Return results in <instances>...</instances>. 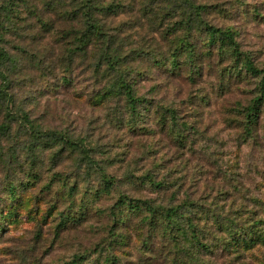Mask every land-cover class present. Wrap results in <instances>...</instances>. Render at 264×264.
<instances>
[{
    "label": "rangeland",
    "instance_id": "374dc122",
    "mask_svg": "<svg viewBox=\"0 0 264 264\" xmlns=\"http://www.w3.org/2000/svg\"><path fill=\"white\" fill-rule=\"evenodd\" d=\"M95 1L105 35L73 56L67 32L80 24L65 11L77 2L10 0L6 9L0 0V48L11 56L1 69L15 107L58 135L40 140L32 155L22 112L12 132L0 129V264H64L95 247L119 264H194L191 236L175 233L182 249L159 209L180 204L198 229L219 235L211 252L195 255L197 264H264V244L233 245L222 225L226 218L248 229L264 219V106L256 124L246 117L261 77L245 67L249 60L264 70V0H194L206 21L234 31L237 50L209 54L208 32L198 29L193 60L186 52L177 64L172 51L185 29L175 0ZM109 43L113 54H130L121 71L141 100L135 118L114 92L119 73L104 71L99 51ZM173 115V126L164 124ZM128 195L144 208L112 226L110 207ZM110 227L123 241L109 237Z\"/></svg>",
    "mask_w": 264,
    "mask_h": 264
},
{
    "label": "trees",
    "instance_id": "16d2710c",
    "mask_svg": "<svg viewBox=\"0 0 264 264\" xmlns=\"http://www.w3.org/2000/svg\"><path fill=\"white\" fill-rule=\"evenodd\" d=\"M5 1L7 2V4L5 5L6 9H11L10 0ZM71 2H77V4L74 6V9L69 11L66 10L65 14H67V18L78 19L80 29H78L76 32H67L69 34H73V36H71L72 39L70 41V54L73 56L77 53H79L80 55H86V53L88 52V48L93 40V37H100L101 35H105L104 23L100 19H97L94 13L95 6H97V1L71 0ZM173 6L176 7L174 11L177 12L179 18H181L180 22L184 26L183 28L185 29V33L183 34L184 36L178 37V46L175 47V49L172 51L173 61L176 64L177 59L183 53L186 52L189 55L190 60H193V52L195 45H193L191 40L192 36H194L198 29H205L208 32V37L206 38L205 44L208 47L207 51L209 54H211V49L213 47L217 48V46L218 50H232V52L235 53L237 48L234 31H232V29L230 28L222 29L216 27L206 21L203 18V13L205 12L204 6L196 5L194 0H175ZM105 44L107 43L105 42L104 45ZM111 50L112 43H109L108 46L103 47L102 51H99V54L103 55L104 61L102 64L104 65V71L106 73H112L113 71L119 73L118 79L114 83V92H116L115 94L117 95L120 94L126 97L131 111V115L133 116L132 118H135L136 116L140 115L137 105L138 102H140L141 100L134 95V91L130 86L129 81L126 80L121 71L122 62L127 61L129 59L130 54L117 55L113 54ZM10 60L11 56L8 54L7 50L0 48V103L2 102L3 104H7L6 111L2 116L3 119L0 124V129L2 133L12 132V127L14 124H16L18 116H20V112H22V115L20 117V124L25 126L24 132L30 133V136L32 137L28 145L30 153L34 155L36 145L40 140L44 138L55 139L58 135L53 131L47 132L39 129L38 125H36L35 123H33V121L30 120L29 113L25 109L21 108L20 106L15 107L14 93L13 91H11L12 79H10V76H8L5 72L2 71L3 69H1L4 65L9 63ZM245 67L251 75L261 77L259 83L260 93L256 98L253 99V103L248 108L246 113L248 121L252 124H256L261 115V109L264 106V70L258 69L257 67L253 66V64L249 60L246 61ZM175 119L176 118L173 115L170 117L169 120H164V124L171 123L173 126V122L175 121ZM179 135L181 136V138H184L182 133H179ZM80 150V155L83 159L89 158L85 149L80 147ZM151 182L154 183V185H156L158 188L164 187L163 180L160 181L152 177ZM111 187V181L104 180V185L102 188L103 192L109 193L111 191ZM11 190L13 189L11 188ZM187 204V201L183 202V205ZM142 208L144 207L140 204H137L136 200L132 196L128 195L125 199L119 198V200L116 202V205L113 208L110 207L109 209V216H111L112 219L111 225L114 226L116 224H120L121 226L122 224L127 223L129 214L126 213H138L142 210ZM181 208L182 205L180 204L177 206L174 205L159 209H162V212L160 213L163 217L166 227H168L167 230L169 231V233H171V237L173 238L172 240L176 241V244H181V241L178 242L179 239L175 235V233L182 234L185 236H188L189 234L191 236V238L186 241L191 242L193 247H195L193 249L194 251H196L195 254L193 253V261L194 264H197L195 262V255H199V252L201 251L211 252L214 246L218 245L219 235L218 239H211L207 235L209 232L206 233L204 230L198 229L195 223L191 219H187L185 214L180 211ZM147 209L150 211L149 215H147L148 218H151V216H155L156 208L153 209L150 205H147ZM262 223L264 224V219L259 218L254 221V223H252L248 229H245L243 226L240 228L237 227V224L234 223V221H232L231 219L224 218L222 225L227 227L229 234H231L233 239V245L244 244V246H246L256 245L257 243L264 244V227L260 226L262 225ZM231 226L233 227L232 231L230 229ZM187 228L193 229L192 235L188 232ZM174 230H177L179 232H174ZM115 231L116 229L114 227H110L108 231L109 237H111V239H114L115 241L116 239H120V241H123V234H120L119 232ZM96 248L98 247H95L93 250L86 249L83 252H77L69 261L64 264H119L120 259L118 256L113 255L111 252H108L101 257L97 253ZM181 248L187 249L188 251V248L185 247V243L181 244ZM96 254L97 257H94L96 256Z\"/></svg>",
    "mask_w": 264,
    "mask_h": 264
}]
</instances>
